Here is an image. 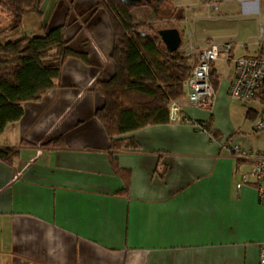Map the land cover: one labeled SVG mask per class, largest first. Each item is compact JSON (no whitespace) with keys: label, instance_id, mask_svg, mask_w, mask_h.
<instances>
[{"label":"crops","instance_id":"0c3cea01","mask_svg":"<svg viewBox=\"0 0 264 264\" xmlns=\"http://www.w3.org/2000/svg\"><path fill=\"white\" fill-rule=\"evenodd\" d=\"M246 2L264 19V0ZM49 3L47 29L66 25L64 38L85 61L67 59L56 87L25 103L0 137V148L19 153L11 165L0 161V264H260L264 201L254 184L236 188L249 166L229 148L264 151L254 145L264 105L228 97L233 64L214 63L210 109L191 106L186 92L176 121L126 134L119 139L132 145L111 150L95 117L104 105L96 84L114 73L108 18L94 0ZM259 28L249 43L219 41L236 57L262 53Z\"/></svg>","mask_w":264,"mask_h":264},{"label":"trees","instance_id":"16d2710c","mask_svg":"<svg viewBox=\"0 0 264 264\" xmlns=\"http://www.w3.org/2000/svg\"><path fill=\"white\" fill-rule=\"evenodd\" d=\"M44 1L0 0V13L7 15L14 26L0 31V137L8 126L22 119L25 103L39 101L56 87L67 59L85 61V56L70 48L64 38L66 25L47 29L41 24L40 34H12L26 15L41 16ZM154 1L158 10L163 2L168 4L172 0ZM150 4L152 0L135 5L123 0L96 1V9L106 13L113 34L114 73L109 79L98 81L95 87L104 100L95 117L110 139L111 150L132 145L119 139L126 134L170 122L169 103L185 97L186 82L197 63L196 57L181 51L182 44L169 53L159 31H142L149 27L138 23L133 12ZM180 35L183 39L182 31ZM211 84H216L213 71ZM254 98L264 105V84ZM18 154L16 149L0 148V161L11 165ZM121 177L127 183L128 175L122 172Z\"/></svg>","mask_w":264,"mask_h":264},{"label":"rangeland","instance_id":"374dc122","mask_svg":"<svg viewBox=\"0 0 264 264\" xmlns=\"http://www.w3.org/2000/svg\"><path fill=\"white\" fill-rule=\"evenodd\" d=\"M96 1L94 0V9L95 11H101L96 9ZM49 2L50 0H46V8L51 5ZM247 3L246 0H172L168 4L163 2L156 10L154 8L156 2L152 0L150 5L135 8L133 17L138 23L148 25V30L142 29L145 33L171 28L182 31L181 51L186 55L189 52L190 56L193 55L191 58L196 57L197 59L200 51L193 54L194 50L188 49V46L194 41L212 38L220 42L221 38L235 36L238 43L247 40L249 32L251 36L256 35L260 26L264 29V19H261L260 15L255 13L261 9L260 5L254 2L252 8H250L245 5ZM59 9L60 5L58 6ZM249 10L254 11L251 13L254 16L247 14ZM102 12L106 15L104 11ZM42 13L41 9V16L36 14L26 15L12 34H40L41 24L47 27L43 22ZM251 17L252 20H249ZM259 19L260 23H258ZM12 27L14 26L11 19L0 13V31L11 30ZM246 42L249 43L248 40ZM235 51L240 52L238 45ZM254 141L255 147L264 150V131L259 133L258 138Z\"/></svg>","mask_w":264,"mask_h":264},{"label":"built area","instance_id":"2783aa9c","mask_svg":"<svg viewBox=\"0 0 264 264\" xmlns=\"http://www.w3.org/2000/svg\"><path fill=\"white\" fill-rule=\"evenodd\" d=\"M260 35L264 33L261 29ZM231 43L210 42L197 56L190 77L186 82L187 101L198 109H210L214 100V89L211 84V73L214 63L223 59L232 63L235 75L228 88V97L242 105H248L255 93L264 84V52L236 57ZM169 120L176 121L180 113L178 101H171L168 106ZM203 127H201L202 129ZM204 130V129H202ZM254 131H264V106L254 123ZM232 155L249 166V172L241 175L236 184L237 189L254 184L259 199L264 201V151L244 149L238 145L230 146ZM260 264H264V243L261 245Z\"/></svg>","mask_w":264,"mask_h":264},{"label":"water","instance_id":"95a60500","mask_svg":"<svg viewBox=\"0 0 264 264\" xmlns=\"http://www.w3.org/2000/svg\"><path fill=\"white\" fill-rule=\"evenodd\" d=\"M125 3L135 5L137 3H140L142 0H123ZM163 44L166 47L167 52L173 53L177 51L181 44H182V38L180 35V31L171 28V29H164L158 32Z\"/></svg>","mask_w":264,"mask_h":264}]
</instances>
